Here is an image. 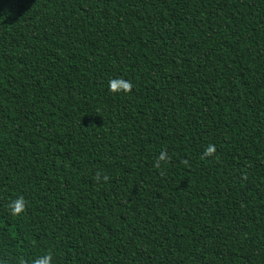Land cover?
I'll list each match as a JSON object with an SVG mask.
<instances>
[{
	"label": "trees",
	"instance_id": "trees-1",
	"mask_svg": "<svg viewBox=\"0 0 264 264\" xmlns=\"http://www.w3.org/2000/svg\"><path fill=\"white\" fill-rule=\"evenodd\" d=\"M48 253L264 264V0H0V264Z\"/></svg>",
	"mask_w": 264,
	"mask_h": 264
},
{
	"label": "clouds",
	"instance_id": "clouds-1",
	"mask_svg": "<svg viewBox=\"0 0 264 264\" xmlns=\"http://www.w3.org/2000/svg\"><path fill=\"white\" fill-rule=\"evenodd\" d=\"M132 89H133L132 82L125 80L123 78H115V79H111L109 81V90L113 93H117V92L130 93L132 91ZM215 153H216L215 145H209L205 149L204 157H212L215 155ZM217 159H219V158L217 157ZM168 160H170V157L168 156L167 151L166 150L162 151L161 154L159 155V157L156 159L154 166L157 169H160L161 168V162H167ZM182 163L185 165H188L189 161L185 159L182 161ZM161 174L163 175V172ZM243 178L247 179V175L245 174ZM94 179L96 182H100L101 179H103V181L107 182L109 180V177L107 175L102 176V174L100 172H97ZM8 208L11 212V215H13V216L22 215L26 210L25 198L23 196H18L16 199L12 200L9 203ZM52 258H53L52 254L48 253V254L40 257L38 260L36 259L35 261H33L32 264H51ZM20 264H26V261L21 259Z\"/></svg>",
	"mask_w": 264,
	"mask_h": 264
}]
</instances>
